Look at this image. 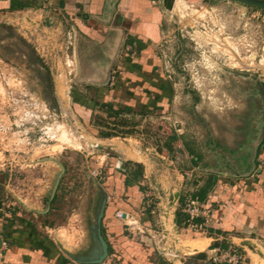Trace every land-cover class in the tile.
<instances>
[{
	"label": "rangeland",
	"instance_id": "374dc122",
	"mask_svg": "<svg viewBox=\"0 0 264 264\" xmlns=\"http://www.w3.org/2000/svg\"><path fill=\"white\" fill-rule=\"evenodd\" d=\"M45 14L39 7L0 19V251L14 234L42 241L57 264L97 258L104 196L112 221L101 224L109 245L102 264H202L190 257L204 250L212 227L242 219L248 232L250 210L264 204V11L231 0H179L164 20L155 84L133 83L132 96L110 92L108 100L94 88L73 97L77 81H86L77 78L73 36L69 50L50 54L44 28L29 31L28 21ZM65 55L71 63L60 82L51 61ZM103 105L126 112L110 118ZM203 188L202 229L188 221L178 228L176 211ZM251 234L240 236L262 239ZM254 244L246 264H264V245Z\"/></svg>",
	"mask_w": 264,
	"mask_h": 264
},
{
	"label": "crops",
	"instance_id": "0c3cea01",
	"mask_svg": "<svg viewBox=\"0 0 264 264\" xmlns=\"http://www.w3.org/2000/svg\"><path fill=\"white\" fill-rule=\"evenodd\" d=\"M178 1L51 0V11H46L45 15L31 18L28 21L29 31H37L42 26L43 32L52 34L51 37L47 34L46 40L41 41L42 46H44L43 50L49 53L54 49L62 52L64 49L69 50L71 43L67 39L72 35V49L75 51L73 59L80 66V75L77 78L81 80V75L86 76L83 78L86 81H77L81 86L73 89V97L81 96L79 93L90 92L94 88L93 94L96 98L103 96L107 97L108 100L110 92H132L134 89H130V87L133 83L155 84L156 69L160 66L157 50L162 39L164 20L168 13L174 10ZM186 1L204 3L206 0ZM219 1L221 0H216V2ZM250 1L264 2V0ZM39 5L38 0H0V19L22 13L36 14ZM52 60L51 62H55L57 65V80L65 81L67 75L63 67L69 62L71 63L69 56L65 55L62 59L54 56ZM111 69L113 74L112 86L103 88L104 85L102 84L108 80ZM81 82L90 83L91 86H83ZM131 92L127 94L132 96L133 93ZM107 100L105 102H108ZM130 191L132 194L135 192L131 188ZM249 201L254 202V198L250 197ZM140 204L141 202H138L135 204L137 208H130L133 214L138 215L135 210L139 209ZM242 208L244 209L245 206L239 207L237 210L240 211ZM246 211L245 208L242 212V218L246 216L244 214ZM129 216L128 213H125V217L128 218ZM248 218V232L243 230L246 227L243 226L242 219L234 220L230 225L225 223L218 225L219 227H212L211 232L214 236L206 238V241L202 243L204 250L196 252L194 256L203 254L205 256L203 259H205L214 249L222 251L233 249L245 255L246 248H249L245 245L246 243L253 248L257 247L254 244L256 241L264 245V204L257 205L254 203ZM225 219L228 220L227 217ZM111 221L110 207H106L104 226L111 224ZM144 221L146 223V220ZM147 222H150V218H147ZM243 233L260 234L259 237L263 240L241 237L240 234ZM5 241L0 251V264L58 263V260L54 259L55 253L50 251L49 246L42 241L36 243L31 237L27 241L14 234ZM190 255L192 254L190 253ZM194 256L190 258H194ZM59 264H62V261Z\"/></svg>",
	"mask_w": 264,
	"mask_h": 264
},
{
	"label": "built area",
	"instance_id": "2783aa9c",
	"mask_svg": "<svg viewBox=\"0 0 264 264\" xmlns=\"http://www.w3.org/2000/svg\"><path fill=\"white\" fill-rule=\"evenodd\" d=\"M42 10L51 11V0H38ZM206 205L198 198L187 201L183 212L187 215L188 226L195 229H202V224L198 226L196 219L203 218L206 214ZM119 213V218H124ZM126 218V217H125ZM124 218V219H125ZM202 264H246V257L237 250L222 251L220 249L211 250L209 255L202 261Z\"/></svg>",
	"mask_w": 264,
	"mask_h": 264
},
{
	"label": "trees",
	"instance_id": "16d2710c",
	"mask_svg": "<svg viewBox=\"0 0 264 264\" xmlns=\"http://www.w3.org/2000/svg\"><path fill=\"white\" fill-rule=\"evenodd\" d=\"M21 8V7H20ZM24 8V7H22ZM14 9V8H12ZM100 108H106L107 109V113H109L110 115V118L113 117V116H116V117H119L120 114L122 113H125L126 110L124 111L123 109H114L112 106L110 105H103L101 106ZM115 124V123H114ZM109 125V123H108ZM116 133H102V136L103 137H111V136H118V135H115ZM178 140V136L177 135H173V137H168L167 138V141H166V147L167 149H172V141H177ZM188 152H189V155H191L193 157V160L192 162L194 164H197V161L199 160V155H197L196 151L192 148H190L188 146ZM123 171V169L121 170V172ZM142 171H140V173H137V174H134L133 176V181L134 182H138L139 178L142 176ZM209 191V188H203L201 189L197 195L195 197H197L200 201L204 202L206 197H207V193ZM179 202H180V205L183 206V203H184V199L183 198H180L179 199ZM175 218H176V225L178 226V228H182V226H186L188 223H187V215L185 213L182 212V209H178L175 213ZM196 223H199L201 222L200 219H196L195 221ZM205 256L203 254H200V255H197L196 257H194L196 260H203Z\"/></svg>",
	"mask_w": 264,
	"mask_h": 264
},
{
	"label": "water",
	"instance_id": "95a60500",
	"mask_svg": "<svg viewBox=\"0 0 264 264\" xmlns=\"http://www.w3.org/2000/svg\"><path fill=\"white\" fill-rule=\"evenodd\" d=\"M231 1H236L239 3L245 4V5H248V6L256 7L258 9L264 11V2L250 1V0H231ZM111 75H112V69L110 70V72L108 74V80L102 85L106 86L109 83V81L112 78ZM62 169L64 171L63 167H62ZM58 183H59V181L57 182V184L53 190L52 198L55 195ZM106 205H107V197L104 196V198L101 201L99 211L97 213V218H96L97 229L95 231V236L98 240V243H99V246L101 249V253L95 259H90V260H86V261H81V260L78 261L82 264H102L103 261L109 256V245L101 233V224H102V220L105 216ZM123 217L125 218V215ZM245 245H247L251 250L254 249L250 244L246 243ZM1 246H2V242H0V247Z\"/></svg>",
	"mask_w": 264,
	"mask_h": 264
},
{
	"label": "bare ground",
	"instance_id": "6f19581e",
	"mask_svg": "<svg viewBox=\"0 0 264 264\" xmlns=\"http://www.w3.org/2000/svg\"><path fill=\"white\" fill-rule=\"evenodd\" d=\"M172 202V201H171ZM257 244V243H256ZM197 244H195L194 245V247L193 246H191V248H192V250H193V248H195V246H196ZM204 245V244H203ZM199 246V245H198ZM204 247V246H203ZM200 248V247H199ZM255 249H252L251 251L254 253L255 251H254ZM262 252H263V250H262ZM251 256V255H250ZM264 257V256H263ZM255 257L253 256V259H254Z\"/></svg>",
	"mask_w": 264,
	"mask_h": 264
}]
</instances>
